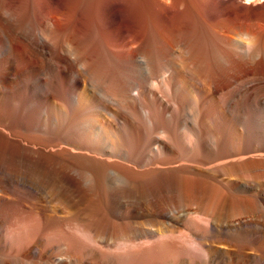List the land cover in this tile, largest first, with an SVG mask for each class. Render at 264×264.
Segmentation results:
<instances>
[{"label":"bare ground","instance_id":"6f19581e","mask_svg":"<svg viewBox=\"0 0 264 264\" xmlns=\"http://www.w3.org/2000/svg\"><path fill=\"white\" fill-rule=\"evenodd\" d=\"M0 204L40 231L0 264H52L54 225L88 240L59 264L181 233L148 264H264V0H0Z\"/></svg>","mask_w":264,"mask_h":264},{"label":"rangeland","instance_id":"374dc122","mask_svg":"<svg viewBox=\"0 0 264 264\" xmlns=\"http://www.w3.org/2000/svg\"><path fill=\"white\" fill-rule=\"evenodd\" d=\"M154 21L155 20H153V23H154L153 25L155 26ZM156 22H158V21H156ZM157 24H159V22L156 23V26L159 28L160 24L159 25H157ZM156 26H155V28H156ZM158 28H156V29L158 30ZM162 31L163 30H161V29L159 30V32H162ZM51 203L52 202H50L48 205L51 206L53 208V210L56 209L55 212L59 213V214L58 213H55V214H58V216H59L62 213L61 216H63L64 213L59 211L57 206L50 205ZM1 204L4 205L3 203H1ZM1 204H0V206H1ZM53 204H54V202H53ZM9 207L10 206H7V209L5 207H4L5 209H1V207H0V209H1L0 210V249H1V244H3V242H6V244H10L12 246L15 245L14 247L20 249V248L28 245L33 240V236L35 234L40 233L39 221L36 220L38 217H37V215H34L33 212L29 213L27 211H24V213H22L23 210L21 211L20 208H19L20 209L19 210L18 207H14V209L17 208L16 211H14V209H12V207H11V209L13 211L12 212V211H10ZM17 210H19V211H17ZM21 213H22V215H21ZM183 215H184V217L187 216L186 218L190 219V220H194V217L196 219V216L193 213H188L187 215L186 214H183ZM28 216H31V217H28ZM32 216L34 218H32ZM57 227H59V226L54 225V227H52L53 229L50 228L52 233H48V231H47V233L45 234L47 239H49V240H47L48 244L50 243L51 245H53L55 247V250L57 251L55 260L51 263L52 264H59L60 261L69 262L70 261L69 256L81 257L83 255L84 247L88 246V244H86V243H88L87 242L88 240H86L84 236H79V235H76L72 232H65V230L62 231L60 227L59 228H57ZM50 230H49V232H50ZM168 238L169 237H167V238L165 237V239H163V240H165L167 242H165V241H163V242L161 241V243L159 242L156 245L157 247H155L154 249H150L151 251L146 250L148 252V253L146 252L148 255L146 256L144 254L145 257H143V259L140 260V257L144 256L141 254L145 253L144 252L145 250H143V253H141L142 250L141 251L137 250V253L135 252L134 254L130 255V257L132 256L131 258L128 256L124 260H122L121 264H124L125 262L127 263L136 254H137L136 255L137 258L135 257L136 260L134 261V259H133L134 262L131 260L133 263L129 262V264H139L138 263L139 261H141L140 264H144L145 262H146L145 264H148V261H150V259H149L150 257L152 258L151 259L152 262L153 261L163 262V261H166L168 259L176 260L179 256L182 255V253L186 254V251L197 247V245H195V243L194 244H192L193 242L190 243L188 241L187 237L185 238L184 234H182V233L176 237L171 236L169 238L170 240H167ZM78 240H80V241H78ZM106 241L107 240L102 239V240H100V242L95 243V244L99 245V249H101L100 251L102 253L104 251L107 252L106 251L107 248H108V250L110 248H111L110 250H113L112 249L113 247H114V249L116 248V246L112 247L113 243L116 241H114L113 243L110 242V240H108L107 242ZM89 243H90V241H89ZM104 243L106 244V246L107 245L108 246L106 247ZM107 243H111L110 244L111 246H109V244H107ZM101 244H103V245L100 246ZM96 247H97V245H96ZM100 247H102V248L104 247L103 250ZM105 247H106V249H105ZM152 250H154V251H152ZM138 252H140V254ZM68 254H69V256H68ZM142 260H144V263ZM30 262L31 261H25L24 264H26V263L32 264ZM150 262H149V264H151ZM70 264H73V263H70Z\"/></svg>","mask_w":264,"mask_h":264}]
</instances>
